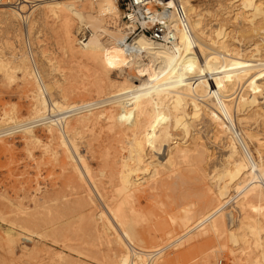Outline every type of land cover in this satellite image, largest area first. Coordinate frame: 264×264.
Here are the masks:
<instances>
[{"label":"rangeland","instance_id":"374dc122","mask_svg":"<svg viewBox=\"0 0 264 264\" xmlns=\"http://www.w3.org/2000/svg\"><path fill=\"white\" fill-rule=\"evenodd\" d=\"M89 1L94 6L97 4L93 0ZM236 1L193 0V4L203 14L202 25L205 29H215L219 22L224 21L221 24L226 26L224 28H227V31H231L230 36L234 38H229L232 39V47L245 52L246 49L249 51L253 48L250 47L253 41L238 36L252 28L244 20L235 19ZM38 13L39 10L35 11L31 17L32 20L27 26V37L36 68L43 75L49 90L55 97H64L66 103L77 104V107L108 100L110 95H106L107 91L103 94L96 92L98 72L94 64L86 57L72 52L64 42L63 29L53 22L49 14L41 25L32 23ZM121 15L120 12L117 24L126 28ZM70 18L75 28L78 20L72 15ZM261 22L259 20L258 24ZM16 29L13 33L12 30L0 27V61L7 64L10 74H14V78H8L9 76L0 69V264H117V260L127 249L125 244H128L129 248L133 247L138 253L145 252V256H141L143 264H264V247H261L264 243L263 217L260 216L257 205L248 202L250 199L244 202L246 205H242V200L231 201L219 214L225 215L226 228L231 225L228 217L232 216L234 223L231 231L237 229L234 225L238 224L243 216L253 217L254 219L250 220L254 227L251 225L252 227L246 228L248 230H244L248 235L239 236L236 241H232L228 232L227 235L216 236L208 222L195 228L199 221L207 218L210 212L223 206L229 199L219 203L215 198L216 186L208 176L205 178L203 175L213 173L210 171L215 169L220 170V167L226 165L227 159L229 162L233 160L228 158L232 143L239 156L251 154L249 157L259 162L261 158L257 153L258 141L256 138H249L248 134L252 133L257 135L259 140H263V121L256 123L255 120H248L236 123L237 118H233L235 120L230 124L226 120L227 127L232 130L217 139L211 129L200 124L197 129L203 133V141L209 150L208 156L188 153L190 156L186 154L182 156L183 159L176 157L170 169L159 167L152 180L149 179L148 173L139 175L147 180L137 192L127 195L128 197L120 195L119 160L127 155L125 151L121 152V123L104 118L112 109L109 103L93 107L95 113L104 111L103 118L78 126V153L83 156L82 167L85 168L84 163H87L88 167L87 171L80 167L82 170L78 169L83 172V180L79 177L80 171L77 173L72 169V163L66 159L57 142H50V135L44 125L33 128L38 142L32 140L27 132L20 131L21 129L12 130L17 122L30 120L35 102L34 93L37 90V83L32 76L35 71L25 46V26L16 21ZM77 35L74 37L79 40ZM74 48L77 50L79 46ZM17 66L27 67L29 72L26 73V69L23 70L22 67V72L17 71L21 70ZM131 73L133 74L132 71L127 72L129 75H132ZM25 74L31 78L28 75L24 77ZM127 74L120 76L117 81L122 82ZM262 162L264 164V155ZM64 163H68L66 170L63 169ZM88 171L90 176L86 175ZM206 188L209 190H205ZM232 191L233 189L229 192V197L235 194ZM186 209L191 210L194 215L187 228L180 221L182 211ZM207 211L210 212L204 216L200 214ZM101 212L108 217L104 221L107 223L109 219L108 224L112 221L118 229H114L113 223L109 224L111 235L96 232V224L101 221L98 220ZM199 217L201 218L198 219ZM253 220L258 221L257 224ZM260 223L263 224L261 227ZM126 224L135 238L133 243L126 237ZM257 225L262 231L260 228V232L258 231ZM24 228L29 229L28 232ZM250 228L256 231L252 233L260 237L252 235ZM8 229L20 236L11 247L4 234ZM191 229L192 231L182 238ZM227 229L229 231V228ZM118 235L120 238L123 236L122 246L116 241ZM152 235L156 238V246L152 245ZM23 236L28 239L27 242L23 240ZM257 238L262 241L255 242ZM151 254H156L155 260ZM133 257L135 262H139L137 257Z\"/></svg>","mask_w":264,"mask_h":264},{"label":"bare ground","instance_id":"6f19581e","mask_svg":"<svg viewBox=\"0 0 264 264\" xmlns=\"http://www.w3.org/2000/svg\"><path fill=\"white\" fill-rule=\"evenodd\" d=\"M96 3L94 6L89 0H21L16 9L9 5H0V27L12 30L13 33L17 30L16 21H20L27 28L35 11L39 10V13L32 21L34 24L41 25L47 20L46 17L48 18L49 14L53 22L59 24L63 29L64 42L72 52L86 57L96 67L98 72L96 92L103 94L107 91L106 95H110L106 101L85 104L82 107L79 105L77 107V104H68L64 97L60 99L54 96L37 68V73L35 71L34 74L31 71L34 75L30 74L37 83L31 118L27 122H17L12 130L21 129L20 131L27 132L32 140L38 142L33 128L44 125L50 135V142H57L63 149L66 159L72 163V169L78 173L82 170L80 168H83L81 165L83 156L78 153L76 144L78 126L103 118L104 111L95 113L93 107L109 103L112 105V109L108 113L109 115L104 118L121 123L123 135L121 152L125 151L127 155L119 160L120 187L118 193L129 196L135 191L137 192L147 180L140 178L139 175L148 173L149 179L152 180L159 167L170 169L176 157L183 159L182 156L189 155L188 153L208 156L209 150L203 141V133L201 134L197 129L200 124L211 129L213 136L217 139L220 135L232 130L227 127L226 120L230 124L236 118V123L248 120H255L256 123L263 121L264 123V0H237L235 2L234 7L237 11L235 19L244 20L252 28L238 36V38L243 37L253 41L250 44V47L253 48H250L249 51L246 49L245 52L237 51L236 46V49L234 46L232 47L231 40L234 38L230 36L231 31H227V28H224L226 26L221 24L224 21L219 22L215 29L207 30L202 25L203 14L195 7L193 0H174L171 24L176 31V45L173 48L157 45L151 42L148 37L139 35L134 40L133 52L128 53L123 45L129 36V31L120 27L119 23L117 24L121 12L117 3L114 0H100ZM70 15L75 16L78 20L75 28ZM235 19L234 21H236ZM259 20L262 21L260 24H258ZM85 30L88 32L85 41L76 40L74 36ZM229 38L232 39L229 40ZM255 40H258L257 42L260 44ZM236 42L238 43V41ZM74 46H79V48L76 50ZM22 66L17 67L21 69ZM32 68L34 67L32 66ZM0 69L9 76L8 78H14V74H10L7 64L2 61H0ZM24 69H26V73L29 72L27 67ZM17 71L22 72V69ZM129 71H132L133 74H127ZM123 74H127V76H124V80L119 83L117 80ZM27 75L25 74L24 77ZM29 77L31 78V76ZM8 115L5 114V116ZM72 118H74V124L71 123ZM37 123L40 124L37 125ZM248 137L256 138L258 141L257 153L261 158L259 162L252 160L249 157L251 154L239 156L237 148L232 143L228 158L233 160L229 162L227 159L226 165L220 167V170L215 169L214 166L215 170L210 171L213 173L203 175L205 178L208 176L212 184L216 186L215 198L219 203L229 199L213 212H210L211 209L200 214L204 216L210 212L211 214L205 218L210 229L216 236L217 234L227 235L228 232L229 239L232 241H236L239 236L248 235L244 230H248L246 228L252 227L254 224L252 225L250 220L253 217L245 215L238 224L234 225L237 227V232L236 230L231 231L234 221L232 216H229L228 220L231 225L229 224L227 227L228 231L224 221L225 215L219 214L223 207L231 201L242 200V205H246L244 202L250 199L248 202L257 205L258 212L264 222V164L262 162L264 139L259 140L258 136L252 133L248 134ZM242 142L245 143L243 140ZM86 164H83L84 171H87L86 168H88ZM63 165V169L66 170L68 163ZM78 169L80 170L78 171ZM87 173L88 176L89 171ZM81 174L83 175V172L80 171L79 177H84V175L81 177ZM85 178L87 179V177ZM231 189L235 194L229 197ZM182 212L180 221L187 228L194 215L191 210L186 209ZM99 215V219L95 218L101 219L102 222L96 224V232L101 235H111L110 225L113 222L110 220L109 225V219L107 223L104 221L108 217L102 212ZM256 215L258 216V214ZM123 217L126 219L124 215ZM260 224L261 227L263 224ZM113 226L112 230H118L115 226L113 229ZM257 226L258 231L260 229L262 231V228ZM125 228L126 237L133 243L135 238L129 232V225ZM24 229L27 232L29 230ZM250 229V233L256 236L257 234L252 233L256 231ZM191 231L192 229L182 238ZM4 234L9 240L10 247L20 237L10 229L5 230ZM118 234L120 233L118 232ZM118 237L116 241L122 246L124 244V240L121 239L123 236ZM151 239L152 245H155V236L152 235ZM23 240L28 239L24 238ZM258 240L255 242L262 241ZM125 246L127 249L121 254L117 264H143L144 260L142 261L143 257L141 256L145 252L138 253L133 247L129 248L128 244ZM131 252L132 254H130ZM146 255L148 256V254ZM133 256L137 257L139 262H135ZM153 258L155 260V256ZM152 263L155 264V262Z\"/></svg>","mask_w":264,"mask_h":264},{"label":"built area","instance_id":"2783aa9c","mask_svg":"<svg viewBox=\"0 0 264 264\" xmlns=\"http://www.w3.org/2000/svg\"><path fill=\"white\" fill-rule=\"evenodd\" d=\"M99 0H93L97 2ZM121 11V20L129 31V36L123 45L128 53L133 52L134 40L139 35H144L157 45H166L173 48L176 43V31L171 24L174 0H114ZM21 0H0V5H9L18 8ZM26 32V48L30 63L37 73L36 63ZM88 32H80L78 38L84 42ZM206 219L198 222L197 227L206 224ZM156 254H151L154 256Z\"/></svg>","mask_w":264,"mask_h":264}]
</instances>
